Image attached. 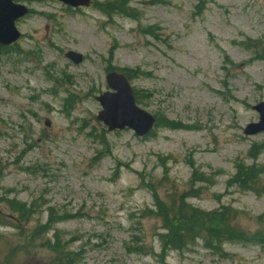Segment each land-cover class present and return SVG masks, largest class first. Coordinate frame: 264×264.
<instances>
[{
	"label": "rangeland",
	"instance_id": "1",
	"mask_svg": "<svg viewBox=\"0 0 264 264\" xmlns=\"http://www.w3.org/2000/svg\"><path fill=\"white\" fill-rule=\"evenodd\" d=\"M117 1L20 2L30 10L15 24L21 38L0 49V213L34 204L28 228L50 210L69 214L46 236L58 232L78 264H264V246L225 243L223 256L200 239L160 256L165 230L145 187L166 204L192 189L189 205L232 208L247 233L264 225V195L229 185L237 164L264 166V131L244 135L264 101V0H124L129 17L98 9ZM136 69L146 75L130 82L137 104L158 121L145 139L96 121L105 75ZM18 241L0 225V259ZM31 252L13 262L48 261Z\"/></svg>",
	"mask_w": 264,
	"mask_h": 264
},
{
	"label": "trees",
	"instance_id": "2",
	"mask_svg": "<svg viewBox=\"0 0 264 264\" xmlns=\"http://www.w3.org/2000/svg\"><path fill=\"white\" fill-rule=\"evenodd\" d=\"M128 3L124 0L117 2H106L98 8L103 14L111 15L112 13H122L128 17L131 15ZM259 59L264 60V57ZM128 78L129 81L135 78L146 76L140 70H120ZM135 99L138 103L142 102V96L139 92L135 93ZM70 105V104H67ZM158 125V124H157ZM168 129L185 128L170 121L165 125ZM153 133L150 135L152 136ZM264 174V166L245 167L242 164L236 165L234 177L230 180L229 185L236 186L241 191H252L257 195H264V184L261 178ZM200 182V179H195ZM191 184L195 181L191 180ZM149 189L154 202V211H149L150 215H156L162 221L165 230L164 235H159L160 256H164L168 251H183L190 245H193L198 239L203 243V247L207 250L216 251L219 255H223L222 245L225 243H238L242 245H258L264 246V225L257 228L253 233H247L238 223L237 211L229 207H219V209L204 212L198 208L189 205L186 200L193 199L196 196L192 194V189L185 192L178 198H170L169 204L160 202L157 192L152 182L145 184ZM8 210L12 216L6 213H0V225L11 227L18 242H10L6 248V253L2 255L0 264H15L13 262V253L21 250L24 258L33 256L31 250L40 247L42 250L48 251L46 264H78L79 255L72 253L67 248V244L62 241L58 232H54L53 238L50 239L46 235L54 230L57 223L68 221L70 215H59L53 210L47 212V218L44 223H35L33 227L28 228L29 218L32 214H37V208L34 204L26 205L9 202ZM37 253V252H36ZM34 253L35 256L37 254ZM40 258V257H38ZM42 259V258H41Z\"/></svg>",
	"mask_w": 264,
	"mask_h": 264
},
{
	"label": "water",
	"instance_id": "3",
	"mask_svg": "<svg viewBox=\"0 0 264 264\" xmlns=\"http://www.w3.org/2000/svg\"><path fill=\"white\" fill-rule=\"evenodd\" d=\"M23 1V0H22ZM35 1V0H31ZM72 8L88 7L91 0H56ZM28 13L25 6L15 4L14 0H0V45L10 46L20 34L15 28V21ZM65 57L74 64L82 61V56L67 52ZM105 82L109 91L98 95L95 101L101 110L96 120L111 131L131 130L139 138L146 137L155 126V119L147 111L140 109L134 99L133 89L122 73L109 72ZM259 117L257 124L248 125L244 135L251 136L264 131V101L252 108Z\"/></svg>",
	"mask_w": 264,
	"mask_h": 264
}]
</instances>
